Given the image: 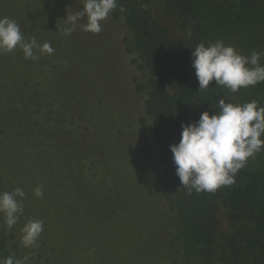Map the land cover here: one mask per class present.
<instances>
[{
	"label": "trees",
	"instance_id": "1",
	"mask_svg": "<svg viewBox=\"0 0 264 264\" xmlns=\"http://www.w3.org/2000/svg\"><path fill=\"white\" fill-rule=\"evenodd\" d=\"M70 1L0 0V18L15 20L26 40L48 42L54 49L50 55L35 50L36 60L25 59L20 48L0 55V184L10 191L23 189L25 196L17 198L27 204L11 228L0 217V259L11 255L27 257L26 264H135L129 260V254L136 256L132 250L120 256L111 244L121 251L144 239L142 246L151 258L159 251L158 233L153 222L144 221L138 227L130 224L127 236H119L121 245L113 241L115 225L125 222L128 191L109 176L105 156L99 153L101 135L108 129L89 92L93 71L88 73L87 66L96 62L89 55L91 47L83 51L80 45L69 46L58 30L67 13L78 11ZM150 1L117 0L110 16L125 28L124 49L140 74L134 81L135 90L144 93L142 139L150 137L162 164L167 188L161 195L173 219L166 244L175 249L172 262L264 264L262 170L247 162L234 184L214 193L189 194L176 174L170 145L179 142L182 122H195L204 111L213 114L218 101L228 96L226 87L214 82L198 91L192 49L202 42V29L191 1L162 0L190 28L183 39L170 34ZM37 186L43 189L39 198L33 191ZM221 207L227 231L220 228ZM35 219L43 221L37 246L14 242L22 237L24 224ZM150 227L153 234L146 235Z\"/></svg>",
	"mask_w": 264,
	"mask_h": 264
},
{
	"label": "rangeland",
	"instance_id": "2",
	"mask_svg": "<svg viewBox=\"0 0 264 264\" xmlns=\"http://www.w3.org/2000/svg\"><path fill=\"white\" fill-rule=\"evenodd\" d=\"M189 1L193 4L201 23L202 42L207 45L209 42L222 40L226 45L234 46L239 53L249 57L253 51L259 52V63L264 65V0ZM83 4L80 0L70 1V5L78 11L82 9ZM149 5L174 38L183 39L189 34L190 28L185 26L182 19L162 0H151ZM84 22L80 21L81 24ZM75 32L72 37L65 36L69 46L80 45L78 50L83 51L85 46H90L92 52L89 51V55L96 59L95 63H89L87 66L88 73L93 71V74H90L93 78L89 92L95 95L97 109L99 107L97 116L102 126L105 123L108 129L107 136L101 135L104 146L107 144L108 148L103 149L101 144L99 153L105 156V167L109 176L128 191L124 197V206L127 208L124 213L125 222L118 225L119 227L115 225L113 241L116 240V243L121 245L119 236H127L126 229L130 224L138 227L144 221L149 224L153 222L152 227L158 233L156 247L159 246V251L154 256L151 255V258L146 253V247L142 246L144 239L141 238L137 247L126 246L121 251L116 244H111V247L117 255L121 252L120 256L132 250L136 256L129 254L132 256L129 260L135 264H173L175 249L166 245L173 219L161 195L167 185L162 182V164L156 148L149 136L142 139L146 132L142 129L139 117L142 113L144 93L135 90L134 78L140 77V74L132 62V55L124 49L123 38L126 30L109 15L108 19L102 22V31L99 34L82 29ZM247 66L252 67L250 64ZM226 91V102L243 104L255 100L259 106L264 107V82L241 88L236 93H231L227 88ZM248 163L259 167L264 177V150L257 153L255 158H249ZM5 191L11 192L0 184V192ZM22 203L27 206L23 200ZM0 217L5 221L3 214H0ZM218 218L221 230L227 231L228 222L222 207L219 209ZM149 233L153 234L151 227L145 230L146 235ZM19 240L21 237L17 236L13 241Z\"/></svg>",
	"mask_w": 264,
	"mask_h": 264
},
{
	"label": "clouds",
	"instance_id": "3",
	"mask_svg": "<svg viewBox=\"0 0 264 264\" xmlns=\"http://www.w3.org/2000/svg\"><path fill=\"white\" fill-rule=\"evenodd\" d=\"M118 7L117 0H84L81 10L65 16L63 27L58 30L70 36L79 26L83 31L99 34L102 22ZM120 11L124 9L120 6ZM85 21L80 23V21ZM124 20V17H121ZM20 48L25 59H38L39 54H52L54 49L48 42L39 44L35 38L26 40L19 25L8 17L0 18V55ZM260 53L251 56L239 53L234 46L222 40L199 43L192 49V67L198 80V91H205L214 82L224 86L231 93L241 88L264 82V65L259 63ZM252 65L248 67L247 65ZM216 111L201 113L191 123L182 122L181 138L170 145L175 171L182 187L191 194L215 192L221 186L235 183L238 171L246 167L249 158L264 150V107L258 101L240 103L226 102L221 98ZM36 197L43 196L42 186L34 188ZM23 189L17 187L11 192H0V214H3L8 228L13 227L23 214ZM43 231V221H27L21 229V242L25 247L37 246ZM27 257L15 259L8 256L0 264H25Z\"/></svg>",
	"mask_w": 264,
	"mask_h": 264
}]
</instances>
